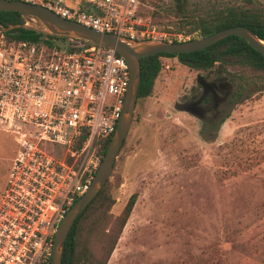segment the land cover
I'll list each match as a JSON object with an SVG mask.
<instances>
[{
	"label": "rangeland",
	"instance_id": "obj_1",
	"mask_svg": "<svg viewBox=\"0 0 264 264\" xmlns=\"http://www.w3.org/2000/svg\"><path fill=\"white\" fill-rule=\"evenodd\" d=\"M243 1L193 0L191 8ZM143 3L150 16L158 8ZM161 16L159 29L178 40L200 37L190 24ZM170 62L154 94L137 103L110 178L113 220L133 193L138 199L107 264H264V82L202 118L175 108L199 71L177 57ZM228 67L238 83L237 68ZM18 148L17 134L0 126V194ZM92 247L100 250L99 241Z\"/></svg>",
	"mask_w": 264,
	"mask_h": 264
},
{
	"label": "built area",
	"instance_id": "obj_2",
	"mask_svg": "<svg viewBox=\"0 0 264 264\" xmlns=\"http://www.w3.org/2000/svg\"><path fill=\"white\" fill-rule=\"evenodd\" d=\"M23 1L135 40L180 37L159 29L141 0ZM68 41L10 40L0 26V126L19 143L0 196V264H52L56 233L92 184L123 113L127 59ZM161 58L170 70L172 57Z\"/></svg>",
	"mask_w": 264,
	"mask_h": 264
},
{
	"label": "trees",
	"instance_id": "obj_3",
	"mask_svg": "<svg viewBox=\"0 0 264 264\" xmlns=\"http://www.w3.org/2000/svg\"><path fill=\"white\" fill-rule=\"evenodd\" d=\"M158 6L152 10L151 18L156 23L159 16L174 17V21L188 23L199 36H208L221 29L244 25L252 29L264 39V0H244V3L215 5L202 7L194 4L193 0H171V4H160L165 0H141ZM163 9L166 14H160ZM25 22L24 17L16 11H0V26L6 28L11 25ZM7 37L17 40H45L50 43H60V40H69L67 37H58L43 34L26 28H12L5 31ZM192 39V38H191ZM178 41L177 38H174ZM84 42V41H82ZM86 43V42H84ZM162 56L177 57L179 61L198 71L218 68L229 70L228 66L237 68L238 87L233 101H243L251 92L250 86L264 82V55L255 49L246 39L231 35L204 49L189 53H159L143 57L141 62L142 78L138 92L137 103L154 94L155 86L163 71ZM127 140V138H126ZM126 140L120 150H123ZM111 137L103 144L105 155ZM120 155V153H119ZM118 160V158H117ZM116 164L114 173L116 171ZM111 180L109 179L93 201L76 219L65 243L63 264H107L115 249L123 229L134 209L138 193H133L121 214L112 219L110 210L115 203L112 195ZM99 241L100 250L93 249V240Z\"/></svg>",
	"mask_w": 264,
	"mask_h": 264
},
{
	"label": "water",
	"instance_id": "obj_4",
	"mask_svg": "<svg viewBox=\"0 0 264 264\" xmlns=\"http://www.w3.org/2000/svg\"><path fill=\"white\" fill-rule=\"evenodd\" d=\"M0 11H16L25 22L2 27L26 28L43 34L79 39L115 50L127 59L130 65V85L125 97L123 113L111 138L102 163L88 190L76 201L64 217L54 240L52 264H63V252L67 237L79 215L93 201L112 177L120 150L130 132L135 118L138 92L142 78V58L159 53H189L209 47L231 35L246 39L264 55V39L244 25L230 26L208 36L188 40L144 39L135 40L112 32H102L75 20L61 17L40 4L23 0H0ZM180 109V108H179ZM187 110V109H186Z\"/></svg>",
	"mask_w": 264,
	"mask_h": 264
},
{
	"label": "flooded vegetation",
	"instance_id": "obj_5",
	"mask_svg": "<svg viewBox=\"0 0 264 264\" xmlns=\"http://www.w3.org/2000/svg\"><path fill=\"white\" fill-rule=\"evenodd\" d=\"M237 87L238 83L222 69L199 71L189 90L178 97L175 108L202 118L208 113L221 112L233 99Z\"/></svg>",
	"mask_w": 264,
	"mask_h": 264
}]
</instances>
